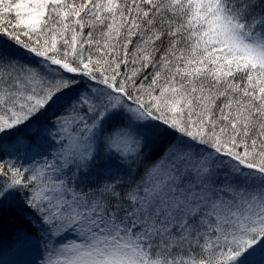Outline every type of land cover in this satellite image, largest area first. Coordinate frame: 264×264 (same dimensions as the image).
Returning <instances> with one entry per match:
<instances>
[{"label": "snow or ice", "instance_id": "6c2138e0", "mask_svg": "<svg viewBox=\"0 0 264 264\" xmlns=\"http://www.w3.org/2000/svg\"><path fill=\"white\" fill-rule=\"evenodd\" d=\"M0 264H264V0H0Z\"/></svg>", "mask_w": 264, "mask_h": 264}]
</instances>
